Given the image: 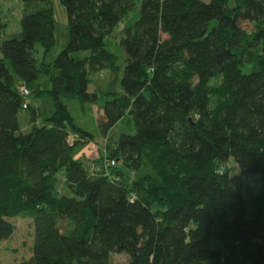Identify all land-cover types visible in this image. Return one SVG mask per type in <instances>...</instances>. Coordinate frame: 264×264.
I'll use <instances>...</instances> for the list:
<instances>
[{"label": "trees", "instance_id": "trees-1", "mask_svg": "<svg viewBox=\"0 0 264 264\" xmlns=\"http://www.w3.org/2000/svg\"><path fill=\"white\" fill-rule=\"evenodd\" d=\"M21 1L19 31L0 39V241L16 217L33 227L17 264H111L120 253L124 264H264V0H61L68 40L49 63L36 46L54 44L52 2ZM132 12L120 67L108 37ZM103 70L116 85L94 118L109 140L96 173L73 156L69 133H94L68 101L95 104ZM32 94L53 106L41 125ZM113 156L151 171L128 183L106 164ZM231 158L236 172H221ZM61 170L70 195L57 190Z\"/></svg>", "mask_w": 264, "mask_h": 264}, {"label": "rangeland", "instance_id": "rangeland-1", "mask_svg": "<svg viewBox=\"0 0 264 264\" xmlns=\"http://www.w3.org/2000/svg\"><path fill=\"white\" fill-rule=\"evenodd\" d=\"M53 7V21H54V44L48 53H43L40 46H36L37 53L36 56L39 60L49 63L58 52L64 48L68 40V24H67V14L61 0H51ZM22 14V1L21 0H2L1 1V16L2 25L0 28V39L5 38L12 33L18 32L19 20ZM136 13L132 12L127 15L121 24L113 30V32L108 37V45L111 51L116 54V59L118 65L122 67L123 65V53L120 50L118 41L122 35L121 29L124 25L132 24L135 20ZM249 31L254 28L253 24L244 23ZM244 71H249V66L243 67ZM115 72L109 70L100 71L93 77V82L90 85V91H96L99 94V98L95 104H92L89 108L85 105V111L80 109L79 103L75 99H70L68 101L69 107L72 115L76 118L77 123L81 124L82 127L87 128L89 131L94 133L92 138L86 137L81 138L74 133H69V141L75 147L73 156L79 160H82L84 164L89 168L92 164L95 165V172L99 173L104 167V163L101 160L104 156V150L106 144L109 143L107 137L98 135L95 130L94 118L98 116L101 111V106L103 103L104 95L109 89L115 87ZM30 107L38 108L40 111L37 116L36 124L41 125L44 121V117L49 115L53 106L51 100L42 96L36 98L31 95L28 97ZM19 121L22 130H28L30 125L29 112L27 109H22L19 113ZM123 128V124H117L108 134L109 137H113L117 132ZM114 167L125 171V178L130 183L132 180L137 179L151 171L145 163L136 167L133 170H129L124 166L123 160H117ZM90 167V168H91ZM90 170V169H89ZM110 170V169H109ZM237 170L236 163L233 158H231L227 163L220 167V171L228 174H233ZM105 171H108L105 169ZM66 173L61 170L57 173V190L60 194H68L69 191L66 188ZM261 185V177L259 175L248 176L245 178V186L256 191ZM14 225V232L12 236L6 241H0V264H17L21 260L28 258L31 254V244L33 239V227L32 218L29 215L19 216L11 220ZM127 261V256L125 254H112L111 264H124Z\"/></svg>", "mask_w": 264, "mask_h": 264}, {"label": "water", "instance_id": "water-1", "mask_svg": "<svg viewBox=\"0 0 264 264\" xmlns=\"http://www.w3.org/2000/svg\"><path fill=\"white\" fill-rule=\"evenodd\" d=\"M262 47L264 49V37L262 39ZM262 171L264 173V149H263V158H262Z\"/></svg>", "mask_w": 264, "mask_h": 264}, {"label": "built area", "instance_id": "built-area-1", "mask_svg": "<svg viewBox=\"0 0 264 264\" xmlns=\"http://www.w3.org/2000/svg\"><path fill=\"white\" fill-rule=\"evenodd\" d=\"M23 93H24V94H27V91L24 90ZM109 163H110V164H114V163H116V161H115V160H110V161L107 162L106 164L108 165ZM92 167H93V166H92Z\"/></svg>", "mask_w": 264, "mask_h": 264}]
</instances>
